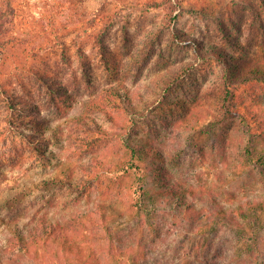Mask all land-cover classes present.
Segmentation results:
<instances>
[{"label":"rangeland","instance_id":"1","mask_svg":"<svg viewBox=\"0 0 264 264\" xmlns=\"http://www.w3.org/2000/svg\"><path fill=\"white\" fill-rule=\"evenodd\" d=\"M159 1L0 0L8 29L0 31L1 82L28 100L15 112L0 92V239L10 211L32 214L55 200L61 211H44L61 217L103 205L95 215L100 225L72 232L71 253L56 243L22 264H129L108 254V244L138 217L135 190L147 170L138 168L145 161L132 151L134 142L156 144L175 176L207 196L201 207L213 195L233 208L264 197V176L250 174L254 163L244 155L251 139L261 147L263 128L249 111L264 112V80L239 82L237 74L227 83L223 59L208 51L221 46L245 65L263 59L264 0H174L173 19L154 5ZM184 70L162 83L166 73ZM109 88L144 98L132 112L124 100H109ZM93 99L105 109L91 106ZM32 115L44 119L28 128L22 116ZM40 131L51 140L43 147L48 161L25 136ZM63 180L91 184L83 190ZM220 235L234 243L238 236L229 226Z\"/></svg>","mask_w":264,"mask_h":264},{"label":"trees","instance_id":"2","mask_svg":"<svg viewBox=\"0 0 264 264\" xmlns=\"http://www.w3.org/2000/svg\"><path fill=\"white\" fill-rule=\"evenodd\" d=\"M154 5L167 7L171 19L174 18V12L178 8L174 0H161ZM12 11L15 13L14 7ZM0 31L8 32L2 13L0 14ZM208 51L223 59L227 83L235 82L237 74L240 76L239 82L264 80V58L256 59L245 65V58L236 62L235 59L241 57L237 54L232 56L231 52L224 50L221 46L213 45ZM186 71L176 76L166 73L162 77V83L171 82L167 80L169 77L180 79V75ZM0 90L1 95L15 112L28 106L27 98L20 94H10L6 90V84L1 82V78ZM107 92L111 102H116L117 99L124 100L132 112L138 107L136 99L144 98L142 93H124L119 88H109ZM229 92H232V89H227L224 96L226 103H229L231 96ZM90 103L93 107L105 109L95 99ZM24 112H29V110ZM249 114L253 122L263 128L262 143L260 149L256 150L255 139L247 141L244 155L254 163L253 168L250 167L252 171L250 174L256 172L264 176V112L250 110ZM22 117L25 119L21 123L28 128H35L34 123H42L39 119H44L39 115ZM9 121L12 123V119ZM28 121L33 126H29ZM245 125L247 126L246 123ZM101 129L106 131L104 128ZM38 133L30 139L29 134L25 136L29 143L36 144L34 149L38 151V158L48 161L43 147L51 143L50 137L44 136L41 131ZM130 146L137 157L145 161V167L138 168L147 170V181L141 183L135 190L137 193L135 207L138 215L135 223L128 225L127 232L111 234L108 254L115 256L121 254L128 258L129 264H264V237L260 234V229L264 227L262 226L264 225L263 196L241 200L233 208L218 201L215 199L216 195H213L211 199L214 201L209 199V207H201L200 203L205 202L207 196L199 190L196 184L175 176L165 163L167 156L158 153L156 144L142 146L134 142ZM239 166L234 168L235 172H242L243 169ZM63 181L69 187H79L83 190L88 189L91 184L84 180L77 184L71 180ZM212 192L209 191V193ZM50 206L55 209L54 214L63 208L55 200H46L45 205L32 214L22 215L20 210L6 214V217L2 219L5 221V228L2 232L4 235L0 239V264H22L24 259L35 253L39 247L52 251L56 243L71 253L72 232L82 234L84 228H90L91 221H96V225L101 224V219L98 220L95 215H97L98 208L102 211V204H98L96 210L93 208L83 212L75 210L71 211L70 215L66 214L61 217L50 216L49 211H44V208L50 209ZM223 226L235 229L238 234L235 243L226 240L233 245L230 251L227 249L229 246L225 244L226 242L221 241L220 232ZM117 261L122 262L121 264L125 263L123 258Z\"/></svg>","mask_w":264,"mask_h":264}]
</instances>
